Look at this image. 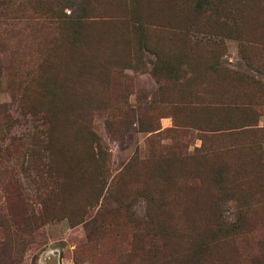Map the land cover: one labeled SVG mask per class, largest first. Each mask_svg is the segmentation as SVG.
<instances>
[{
	"label": "rangeland",
	"instance_id": "rangeland-1",
	"mask_svg": "<svg viewBox=\"0 0 264 264\" xmlns=\"http://www.w3.org/2000/svg\"><path fill=\"white\" fill-rule=\"evenodd\" d=\"M0 104L3 135L49 120L65 177L30 243L0 235V264H264V0H0ZM96 142L99 184L78 170Z\"/></svg>",
	"mask_w": 264,
	"mask_h": 264
},
{
	"label": "trees",
	"instance_id": "trees-1",
	"mask_svg": "<svg viewBox=\"0 0 264 264\" xmlns=\"http://www.w3.org/2000/svg\"><path fill=\"white\" fill-rule=\"evenodd\" d=\"M69 23L72 24V20ZM3 107L0 104V115H2L0 123L1 125H8L10 121V124L4 127L10 128L14 119H9V115L5 114ZM21 115H23V125L27 129L24 134L19 135V137L0 134V194L3 207L7 212V218H0V235L3 236L1 243L5 248L13 246L15 240L25 244L30 243L32 236L42 226L52 221V218L49 217V206L56 201L54 196L60 192L61 186L65 182V177L60 176L51 157L49 120L41 118L43 121L38 125L35 124L38 123L39 118L35 117L37 115L33 109H29ZM16 122L18 120L14 121V123ZM87 158L84 161L80 159L78 170L81 171L82 176H85L88 170L95 169L96 178L94 181L96 184L101 183L106 159L99 142L95 143V153L91 151ZM131 168L132 165L126 164L121 174L130 173L129 169ZM94 192L95 189L93 188L91 196ZM120 193L122 192L118 191L122 199L129 195V192ZM151 193L152 191L144 188L141 196L146 199ZM51 199L53 202L49 203ZM88 200L91 201L92 205L86 204L80 208V211L83 212L87 208L93 209L95 207L93 205L95 199L90 197ZM120 208L119 204L116 210L109 211L110 214L106 220L120 217ZM13 209L16 211L13 212ZM159 210V207L156 209L146 207L145 220L141 224L138 223L137 226L139 227L134 235L137 249L143 257L149 256L148 259H152L159 252L160 240L164 238L155 216L156 211ZM99 213L95 214L91 220L93 227L97 222H100L98 219L103 217L98 216ZM16 214L18 215L17 218H21V221H16ZM108 224V221L100 222L97 229L102 230ZM144 262L147 264V261Z\"/></svg>",
	"mask_w": 264,
	"mask_h": 264
}]
</instances>
